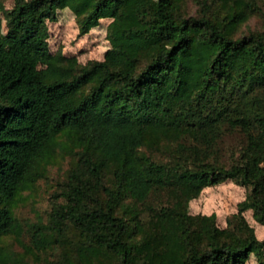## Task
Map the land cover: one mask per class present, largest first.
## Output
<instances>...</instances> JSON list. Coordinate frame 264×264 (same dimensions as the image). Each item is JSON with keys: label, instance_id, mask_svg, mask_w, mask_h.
Returning a JSON list of instances; mask_svg holds the SVG:
<instances>
[{"label": "trees", "instance_id": "1", "mask_svg": "<svg viewBox=\"0 0 264 264\" xmlns=\"http://www.w3.org/2000/svg\"><path fill=\"white\" fill-rule=\"evenodd\" d=\"M64 7L79 34L111 19L102 60L50 53L47 21ZM256 14L258 0H14L0 35V240L20 229L21 192L69 150L32 249L69 243L108 264H264V237L242 219L219 228L185 212L204 186L231 179L248 188L239 212L264 225V24L241 30ZM233 132L242 140L230 163L211 160ZM161 147L171 158L153 156ZM154 189L173 204L146 226L126 200L144 203Z\"/></svg>", "mask_w": 264, "mask_h": 264}, {"label": "rangeland", "instance_id": "2", "mask_svg": "<svg viewBox=\"0 0 264 264\" xmlns=\"http://www.w3.org/2000/svg\"><path fill=\"white\" fill-rule=\"evenodd\" d=\"M263 14L251 16L241 30H260L264 24V0H258ZM14 0H0V35L6 33V13L13 7ZM197 7L189 4V12L197 13ZM111 19L102 18L98 25L91 27L85 34H79V24L76 15L68 7L57 10L56 19L47 21L48 47L51 54H61L67 58H74L79 64H86L93 60H102L110 48L107 37V26ZM242 138L236 133L225 134L221 140L215 142L209 149L210 159L218 164H229L232 149L240 143ZM175 144L173 145V147ZM149 153L148 149H145ZM59 151V150H58ZM160 160H168L170 154L161 147L151 151ZM70 151H59L55 159L47 166L45 176L40 178L31 188L24 190L18 196L13 214L20 224L16 233L4 236L0 240V247L4 261L0 264H108L105 252L92 253L79 250L85 256L77 253V247L66 243L58 244L45 250L36 251L31 246V231L36 227L46 225L56 195L64 187L67 170L70 166ZM248 188L234 180L227 179L214 185L204 186L197 196L189 199L185 212L190 216H213L219 228L228 227L232 218V228H238L241 219L252 227L258 239L264 237V225L258 222L252 209L239 212V204L247 196ZM172 192L154 189L144 203L133 206L130 199L129 206L139 210V218L146 226L154 218L159 208L173 204ZM142 234L136 233L134 239H141ZM88 259V260H87ZM255 256L251 255L246 264H254Z\"/></svg>", "mask_w": 264, "mask_h": 264}]
</instances>
